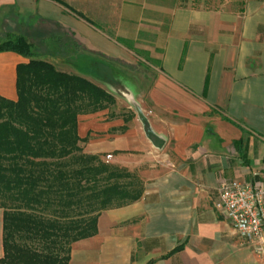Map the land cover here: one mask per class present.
I'll list each match as a JSON object with an SVG mask.
<instances>
[{
  "label": "crops",
  "instance_id": "obj_1",
  "mask_svg": "<svg viewBox=\"0 0 264 264\" xmlns=\"http://www.w3.org/2000/svg\"><path fill=\"white\" fill-rule=\"evenodd\" d=\"M61 1L67 7L54 0H0V29L12 14L16 25L29 21L40 33L38 44L67 34L130 64L131 49L117 40L129 42L146 22L157 23L146 16L151 0ZM170 1L158 4V59L148 91L153 107L145 115L163 144L154 147L133 118L118 133L112 120L84 124L87 114L78 115L84 151H116L113 163L138 165L142 192L100 211L96 232L71 244L67 264H264V247L257 253L214 206L220 181H256L264 169V0ZM16 35L31 42L26 33ZM52 53L44 48L37 56L112 89L97 68L57 63ZM28 59L0 51V96L16 99L15 65Z\"/></svg>",
  "mask_w": 264,
  "mask_h": 264
},
{
  "label": "trees",
  "instance_id": "obj_2",
  "mask_svg": "<svg viewBox=\"0 0 264 264\" xmlns=\"http://www.w3.org/2000/svg\"><path fill=\"white\" fill-rule=\"evenodd\" d=\"M117 41L131 49L128 41ZM32 47L22 35L0 42V51L29 57L15 65L16 99L0 96V197L19 201L16 210L0 202V264H67L71 244L96 232L99 212L135 201L142 186L78 146L85 139L77 135L78 115L106 108L113 96L82 76L57 70ZM47 205L56 213L60 208V215L80 206L77 214H95L64 223L34 214ZM15 235L36 243H19Z\"/></svg>",
  "mask_w": 264,
  "mask_h": 264
},
{
  "label": "rangeland",
  "instance_id": "obj_3",
  "mask_svg": "<svg viewBox=\"0 0 264 264\" xmlns=\"http://www.w3.org/2000/svg\"><path fill=\"white\" fill-rule=\"evenodd\" d=\"M151 1L152 9H148L149 11L146 12V16L150 17V19L152 20H157V23L154 24L152 22H146V26L142 31H140L138 36L135 39L129 41L133 62L130 64L119 58H109L102 53L90 51L86 49L85 46L76 43V41L74 43V41H72V39H70L67 34L65 36L64 34L60 33L59 36H56L57 39H54L55 37H53V39L51 40V45H49L48 42H46L44 46L42 43L38 44L37 39H39L40 33L29 29V21H25V23L16 25L15 17L12 16V14H8L3 18L0 29V39L13 37L17 33H26V36L28 37V39H30L33 45L37 43V46L33 47V49L37 52V55L43 54L45 48L47 52H53L52 55L54 57H57V63L61 59H66L68 61H71V63L75 61L77 63H82L84 67L88 66V68H97L96 72L100 80L105 81L106 76H109V79H111L109 81L110 85H108L112 89H103L113 96L114 103L108 105L104 109L98 110L91 114L89 113L87 114V116H83L84 124H86V122L91 124L93 119L96 122L112 120L111 124H114L112 130L117 131L118 133H123V131L128 128L126 124H131L130 121L133 118L139 125V128L142 129V125L137 114L138 112H140L144 117L145 115L149 117L150 113H147L146 109L153 107V101L149 99L148 91L152 82L154 81L153 67L156 66L154 64V61L158 59V37L154 34V28H158V4L167 3L170 0ZM215 1L216 0H209V4L211 6H214ZM162 18H164V20H161V24L164 25L166 23V14H162ZM95 23L102 25L103 22L95 21ZM56 32L59 33L58 31ZM60 63H62V61H60ZM53 66L59 71H62L61 69L64 68L61 64L56 63L53 64ZM110 74L113 75L114 79L112 78V76H110ZM98 86L101 87L100 85ZM92 115L94 117H92ZM145 118L147 119V117ZM149 126L151 127L150 124ZM78 146L81 148V152L83 154L91 155L90 153L84 151V148L79 142ZM113 152L108 151L92 155H96L99 160H102L106 164L118 167L121 170H125L130 174L132 179L136 178L140 180L138 176L141 173L138 169V165L126 166L122 163H113L115 159L112 156L116 151L114 153ZM107 154L110 155L108 159L105 158ZM0 202L7 204L10 210L18 209L19 201L17 200H8L6 197H0ZM55 208L56 207L54 205H47L46 207L44 206L41 209L35 208L33 209V212L35 215L43 217L44 219H52L63 223L71 219H85L95 214L94 212L88 213L86 215L77 214V211L79 212L84 209V207L80 206L74 209L73 214L60 215V208H58L59 211H57V213L54 212V210H56ZM15 240L22 244L36 243V241L27 240L24 237L16 235Z\"/></svg>",
  "mask_w": 264,
  "mask_h": 264
},
{
  "label": "built area",
  "instance_id": "obj_4",
  "mask_svg": "<svg viewBox=\"0 0 264 264\" xmlns=\"http://www.w3.org/2000/svg\"><path fill=\"white\" fill-rule=\"evenodd\" d=\"M109 154L105 156L106 159ZM218 212L232 225L237 235L252 244L257 253L264 247V169L260 179L222 180L217 185Z\"/></svg>",
  "mask_w": 264,
  "mask_h": 264
},
{
  "label": "water",
  "instance_id": "obj_5",
  "mask_svg": "<svg viewBox=\"0 0 264 264\" xmlns=\"http://www.w3.org/2000/svg\"><path fill=\"white\" fill-rule=\"evenodd\" d=\"M137 115L140 119L142 130H143L145 137L150 141V143L154 147L156 148L161 147L163 144L162 139L156 133H154V131L149 126L147 119L140 112H138Z\"/></svg>",
  "mask_w": 264,
  "mask_h": 264
}]
</instances>
